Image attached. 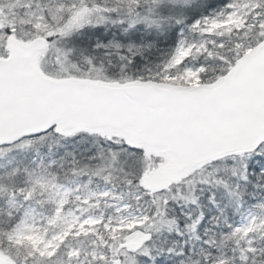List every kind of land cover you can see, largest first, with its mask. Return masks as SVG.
Wrapping results in <instances>:
<instances>
[{
    "label": "snow or ice",
    "instance_id": "snow-or-ice-1",
    "mask_svg": "<svg viewBox=\"0 0 264 264\" xmlns=\"http://www.w3.org/2000/svg\"><path fill=\"white\" fill-rule=\"evenodd\" d=\"M0 264H264V0H0Z\"/></svg>",
    "mask_w": 264,
    "mask_h": 264
},
{
    "label": "trees",
    "instance_id": "trees-1",
    "mask_svg": "<svg viewBox=\"0 0 264 264\" xmlns=\"http://www.w3.org/2000/svg\"><path fill=\"white\" fill-rule=\"evenodd\" d=\"M222 2H226V0H222Z\"/></svg>",
    "mask_w": 264,
    "mask_h": 264
}]
</instances>
